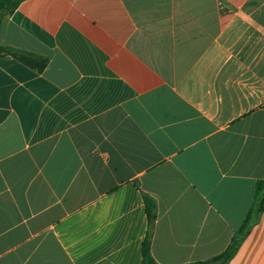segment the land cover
Segmentation results:
<instances>
[{
    "label": "crops",
    "instance_id": "1",
    "mask_svg": "<svg viewBox=\"0 0 264 264\" xmlns=\"http://www.w3.org/2000/svg\"><path fill=\"white\" fill-rule=\"evenodd\" d=\"M0 43V264L221 253L264 178V0H22ZM226 264H264V212Z\"/></svg>",
    "mask_w": 264,
    "mask_h": 264
},
{
    "label": "trees",
    "instance_id": "2",
    "mask_svg": "<svg viewBox=\"0 0 264 264\" xmlns=\"http://www.w3.org/2000/svg\"><path fill=\"white\" fill-rule=\"evenodd\" d=\"M21 1L22 0H0V21L4 16L11 14ZM2 54L10 55L38 71L42 70L47 63V59L42 55L0 43V55ZM144 203L148 218V229L141 245V264H158L150 254V240L155 218V206L153 200L147 196L144 198ZM262 212H264V178L256 181L252 205L225 249L209 259L186 264H226L237 250L241 241L248 234L250 228L257 222Z\"/></svg>",
    "mask_w": 264,
    "mask_h": 264
}]
</instances>
